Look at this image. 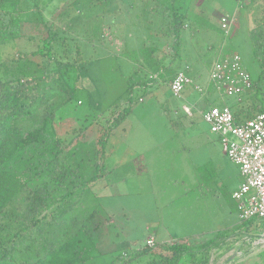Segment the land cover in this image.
<instances>
[{"label":"rangeland","instance_id":"374dc122","mask_svg":"<svg viewBox=\"0 0 264 264\" xmlns=\"http://www.w3.org/2000/svg\"><path fill=\"white\" fill-rule=\"evenodd\" d=\"M241 1L183 0L182 11L188 18L176 55L167 33L168 20L152 14L146 22L142 0H106L103 5L95 0H56L43 12L44 18L62 31L70 24L72 28L65 29V35L78 42L85 57H90L93 46L95 54L100 52L107 60L97 68L96 62L90 64L79 79L85 94L95 99L97 111H89L86 104L74 111H60L65 128L76 120V126L90 122L105 126L111 112L108 105L124 85L120 73L128 75L136 68L121 52L137 50L147 41L156 44L166 66L189 74L195 85L206 89L203 98H209L212 104L217 97L209 93L210 68L220 51L236 53L257 90L254 101L248 100L253 94L250 91L240 105L249 109V115L257 114L264 106V48L252 32L259 25V0L255 1L257 7L238 10ZM64 9L69 11L63 20L60 13ZM223 18L231 19L226 35L220 28ZM44 33L42 26L23 24L18 39L0 44V62L16 53L35 51ZM188 90L176 98L168 85L158 80L130 115L114 127L104 157V166L112 173L93 185L76 210L87 215L97 209L93 224L100 228L94 239L102 257L88 264H107L110 256L122 249L143 248L149 236L157 237L155 246L157 242H170L195 247L223 230L227 232L224 245L218 255L211 251L209 264H233V258L241 257L251 246L262 249L235 264H264V228L258 225L263 221L254 219L247 229L241 226L230 199L238 169L223 154L218 136L202 120L201 113L207 107L204 99L199 100L200 95ZM186 104L191 107L190 116L181 109ZM228 104L232 106L234 101ZM96 116L99 118L92 120ZM93 127L87 134L89 142L97 136ZM85 147L87 150L77 147L66 157L82 173L92 145Z\"/></svg>","mask_w":264,"mask_h":264},{"label":"trees","instance_id":"16d2710c","mask_svg":"<svg viewBox=\"0 0 264 264\" xmlns=\"http://www.w3.org/2000/svg\"><path fill=\"white\" fill-rule=\"evenodd\" d=\"M55 1L0 0V44L18 39L23 24L39 25L45 30L35 51L16 53L10 60L0 62V264H88L102 257L94 239L100 228L93 224L97 209L87 215L76 210L92 186L110 173L104 166V157L114 127L130 115L137 101L158 80L169 85L178 73L177 68L172 70L163 63L153 42H142L137 50H122L121 54L136 68L128 75L120 73L124 85L108 105L111 112L105 126L93 122L76 126V120L65 128L60 111H74L84 104L89 111H97L95 99L85 94L79 79L90 64L96 62L97 68L107 60L101 58L104 55L100 52L95 54L93 46L90 57H85L78 42L65 35V29L72 28L70 24L62 31L44 18L43 12ZM95 1L103 5L106 0ZM142 1L146 22L156 14L168 20L171 49L177 55L188 18L182 11L183 0ZM69 9L61 11L62 19ZM253 32L264 48V8ZM107 83L111 86L109 80ZM191 88L196 93L193 87L187 89ZM255 90L253 84L248 100L254 101ZM137 93L140 97L135 98ZM209 101L204 98L206 105ZM231 108L238 121L256 115H249V109L240 104ZM257 114H264V106L258 108ZM93 125L97 136L89 142L87 134ZM89 145L91 154L82 173L66 157L77 147L86 149ZM254 221L241 222V226L247 229ZM258 225L264 228V221ZM226 234L218 231L195 247L166 242L154 248H125L110 256L107 264H209L211 251L224 245Z\"/></svg>","mask_w":264,"mask_h":264},{"label":"built area","instance_id":"2783aa9c","mask_svg":"<svg viewBox=\"0 0 264 264\" xmlns=\"http://www.w3.org/2000/svg\"><path fill=\"white\" fill-rule=\"evenodd\" d=\"M231 19H221L220 28L226 35ZM188 87L204 97L206 89L195 85L185 73L178 72L168 88L172 96L180 98ZM209 91L216 95V103L201 113L209 131L218 136L222 152L235 165L241 182L232 193L238 218L241 222L249 220L264 221V114L238 121L228 101L240 104L253 88L250 75L244 70L242 60L236 53L218 54L209 71ZM190 106L183 105L182 111L191 115ZM145 246L155 247L152 236L146 239Z\"/></svg>","mask_w":264,"mask_h":264},{"label":"crops","instance_id":"0c3cea01","mask_svg":"<svg viewBox=\"0 0 264 264\" xmlns=\"http://www.w3.org/2000/svg\"><path fill=\"white\" fill-rule=\"evenodd\" d=\"M241 1V0H240ZM255 1H257V0H249V1H241L240 3H239V5H237L236 6V8L239 10V9H243V8H248V7H251V6H256L257 7V3L255 2ZM253 8V7H252ZM263 8H264V2H263V0H259V9H260V16H261V13H262V11H263ZM257 27V26H256ZM255 30V28L252 30V32ZM223 52H226V51H223ZM220 53V52H219ZM188 89H186V91H187ZM191 90V89H190ZM190 90H188V92H192V93H194L192 90L190 91ZM185 91V92H186ZM184 92V93H185ZM183 93V94H184ZM195 94V93H194ZM202 99H204L203 97H199V100H202ZM206 99V98H205ZM211 101L212 100H210L209 102H207V107L204 109V110H206L210 105H212V103H211ZM213 102V101H212ZM203 110V111H204ZM238 169V168H237ZM108 172H110V173H112V171L111 170H107ZM110 173H108V174H110ZM238 175H239V178H238V181H237V183L233 186V188H232V190H231V192H230V199L232 200V198H231V196H232V193L237 189V187L239 186V184H240V182H241V177H240V174H239V170H238ZM93 187V186H92ZM233 201V200H232ZM233 204H234V208H235V210H236V205H235V203H234V201H233ZM153 238H155L156 239V241H157V237H154V236H152ZM148 238V237H147ZM164 243H166V242H157V244H164ZM262 249V248H261ZM261 249H259L258 247H253V246H251L250 247V249L249 250H247L246 252H243L242 254H240V256L241 257H235V258H233V260H232V262H233V264H235V263H237V262H240L243 258H244V256L245 255H247V256H249V255H251V254H256L257 252H259V250H261ZM212 251H215L214 253H218V251L217 250H212ZM217 251V252H216ZM218 255V254H217ZM210 264H212V262L210 263ZM224 264V263H223ZM229 264V263H228Z\"/></svg>","mask_w":264,"mask_h":264}]
</instances>
